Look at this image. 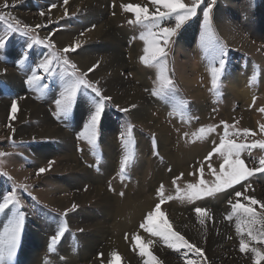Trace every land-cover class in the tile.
<instances>
[{"label":"rangeland","instance_id":"374dc122","mask_svg":"<svg viewBox=\"0 0 264 264\" xmlns=\"http://www.w3.org/2000/svg\"><path fill=\"white\" fill-rule=\"evenodd\" d=\"M104 2L107 4L101 5L100 8L106 12V18L110 25L114 26L116 23L115 27L120 29L114 32L123 43L121 51L113 52L111 59L117 61V58H121L128 61V66H125L127 69H125V74L120 73V76L124 80H129L131 86H139L142 89L148 102L145 106L152 108V111H148L151 120L145 116L134 117L135 106L112 99L106 101L94 146L89 145L85 139L79 138L83 131V125L93 108V100L98 99L94 93L81 89L78 92L74 109L66 119L57 118L54 103L55 99L59 98L63 86L71 82L70 74L73 71L79 76L89 69L80 60L85 57V52L81 50L89 49L93 43L80 44V47L71 53H64L62 49L72 43V37L85 40V34L89 30H93L94 26L84 27L81 22L83 19L76 14L59 17L54 9L64 5V0H7L8 8H0V16L3 17L0 19V38L6 40L5 48L0 50V57H2L0 66L12 72L15 78V82L6 80L5 73L0 72V102L6 103L7 110L6 119L3 120L4 122L0 121V152L5 154L0 156V202H2L4 194H7L12 188H16L20 199V211L25 214L20 244L15 256L20 255L19 252L23 249L24 242L22 240L25 229L33 228L34 231L39 232L44 228L45 234L41 233L44 244L39 247V252L44 247L42 250L43 259L50 261L54 259L52 256H57L61 260L71 261L65 264H110L111 259L106 253V245L114 242V238L118 237L123 225L128 228L123 217L111 222L109 216L102 218L101 222L107 223L106 229L109 232L107 239L102 238L104 244L100 249L99 246L94 245V252L91 251L90 256L86 258L77 256L80 245L77 234L83 232L77 227H81L83 218H77L74 226L71 222L75 215L83 214L90 217L89 222L93 225L92 218L97 216L101 218L102 214L99 212L97 216L92 215L91 211L96 209L93 206L94 201L86 204L75 201L76 197L85 199L86 194L92 193L93 184L88 182L84 186H80L70 180L78 175L82 177L84 170L94 181L106 169L109 177L105 182L102 194L106 193L114 201L119 202V199L126 196L134 198L139 189L147 186L144 192L140 193L144 197L148 194L150 205V208L143 212V218L137 220L134 228L129 229L134 234L128 235V232H125L123 235L122 245L131 257L128 260L120 257L121 260L118 264H131L130 261L134 264H145L147 257L140 255L139 245L133 242V236H139L143 244H147L149 240L152 241L148 250L157 257L159 264H162V261L154 253L155 248L169 258L177 260L180 264H185L186 259H196L194 252H189L187 249L179 251L170 249L159 237L152 236L139 227L146 215L154 210L157 203H160L158 191L161 187H163L165 196V201L161 204V211L169 223H171L170 217L175 212L181 216L183 212L196 216L194 209L204 207L210 212V220L213 216H217L218 221L228 231L230 230L231 233L227 235L226 241L230 242L232 249L239 256L248 260L249 264H253L251 252L241 253L239 251L240 237L235 233V218L228 221L224 219V216L231 212L229 200L235 203L239 199L241 203L247 204L243 197L249 196L264 203L259 198V193H264V172H256L247 180L214 196H206L193 202H188L183 197L187 191V184H198L200 179L205 180L209 185L214 182V176L209 172V165L218 172L222 158L216 153L208 159L206 157L213 148L218 146L220 137L224 133V123L231 126L228 129L230 133H241L239 136H230V139L236 143H264V133L261 132V125H264V112L260 111L261 108H264V93L259 89L261 78L264 77V0H202L198 15L182 25L167 46V74L173 81L175 91L171 97L165 99L151 95V91L157 86L158 68L146 67L139 62V57L144 54L143 48L145 47L140 36L147 31V27L152 26L151 22L137 24L135 15L124 12L121 8L122 4L139 5L148 7L149 12L154 13L156 6L149 3V0H104ZM183 2L190 4L191 0H183ZM4 3L5 0H0V5ZM207 3L213 4L212 21L216 39L226 48L222 81L215 91L211 87V67L219 65L211 60L210 52L205 53L201 48L202 8L207 6ZM51 5H56V7H51ZM163 10L161 9V11ZM42 12L43 16L40 15ZM28 15H31L32 19L29 20ZM129 21H133V23H129ZM219 22L233 25L232 27L238 33L235 38H238L239 43L227 41L224 34H228L229 31L227 29L223 31L218 25ZM257 22L261 23L258 27L261 36L254 34ZM161 24L165 27L174 26L175 21L174 18L165 19L161 21ZM15 29H19V31H14ZM25 32L27 34H22ZM119 33H123L125 38H121ZM188 33H190V38L186 40L185 36ZM60 34L62 36H59ZM63 36L67 39L66 43L62 41ZM34 40L47 41L54 47L33 43ZM86 53L90 54L91 52ZM102 55L104 52L97 51L94 58H101ZM193 55L198 57L201 68L203 67L202 75L196 76L194 87L184 84L181 80L186 73L184 70L185 61L188 58L192 59ZM63 57H67L70 63H74L77 68L73 70L63 65L59 59ZM50 59L52 60L53 74L46 76L39 65ZM33 71L44 79L29 85L26 80L31 77ZM228 72L240 75L238 78L241 84L240 89H236L234 86L231 88L238 94L248 89V100H250L248 105H246V100L229 96L228 91L224 88L223 78ZM93 73H89L86 78L96 83L103 96L110 97L107 95V85L104 79ZM139 75H145L146 86L144 88L141 86ZM44 85L47 87L45 88ZM195 85H199L198 88L204 95L199 100L192 96L193 89L197 88ZM13 100L17 102V105L23 100H29L33 105L42 107L51 125L63 136L67 135V138H63L66 143L58 139L61 136L53 138L52 132L48 133L49 129L36 119L18 121L22 113L19 111V105L15 117L10 120ZM177 103L182 104L183 107H177ZM123 109H128V111H122ZM161 123L168 129L164 128L165 131L161 132L159 130L163 128ZM108 124L111 130L104 131ZM129 127L132 129L131 140L130 143L125 144V141L128 140L127 129ZM201 127L206 129L212 127L215 131L201 140L197 138ZM245 129H248L251 134L242 135ZM39 131L46 134V137L38 138L33 135L28 137L36 138L25 139L27 135L20 133L29 132L31 134V132ZM106 134L108 136L105 138ZM122 134H124L123 138ZM162 136H165L167 141H160L159 137ZM154 140L156 142L155 151L153 149ZM194 145L197 148L196 156L188 163L182 162L188 156L186 155L187 151L182 150L181 146L188 148ZM163 149L167 151L163 152ZM62 151L64 153H61ZM71 152L73 157L69 156ZM168 152L172 155L171 163L166 158ZM128 154H131L132 158L127 166L125 178L121 180L120 162ZM262 156H264V150L260 148L246 149L241 153V159L245 161L246 167L249 169L258 168ZM50 161L52 162L50 170L37 176V170L48 168ZM67 164H71L72 167L67 168ZM178 164L183 170L175 169ZM60 183H64L67 191L65 197L69 199V205H64V207L59 206L56 202L57 198H53L55 196L51 193L55 192L54 188ZM177 189L180 190L179 193ZM237 191L242 193L240 198L235 196ZM62 194L57 196L63 197L64 194L63 196ZM168 196L173 199L168 200ZM178 196L181 198H177ZM128 202L131 209L135 211L132 201ZM73 204L76 205L74 209ZM254 207L258 212L260 211L258 206ZM65 213H67L66 216ZM13 216L14 210L0 213V233L5 232ZM35 222L42 226L36 227ZM160 222V217H155L153 220L154 225ZM61 223L66 226L67 231L50 253L48 251L50 239ZM43 224H47V227ZM172 227L175 231L173 225ZM244 238L248 239L247 236ZM185 239L187 238L185 237ZM63 241L65 244L62 243ZM60 246L69 247L66 252L72 250L73 256H67ZM249 246L264 251V244L250 242ZM205 260L207 264H210L205 254L201 258L200 264H204ZM14 264H22V262L18 258ZM111 264H117V262H111Z\"/></svg>","mask_w":264,"mask_h":264},{"label":"snow or ice","instance_id":"6c2138e0","mask_svg":"<svg viewBox=\"0 0 264 264\" xmlns=\"http://www.w3.org/2000/svg\"><path fill=\"white\" fill-rule=\"evenodd\" d=\"M69 0H64V4L67 5ZM153 6H156L154 13H150L148 7H141L139 5H121L124 12L133 13L135 15V23L140 24L143 22H151V27H147V31L142 33L140 39L144 42L145 47L143 48V55L139 57V62L146 67L158 68L156 81L157 86L151 91L153 97H159L160 99H165L171 97L174 93L175 88L172 79L169 78L167 74L166 57H167V46L171 38L176 34L177 30L181 28L187 21L193 19L198 15V9H200L202 0H191L190 4H185L183 0H149ZM7 0L0 8H8ZM51 7H56V5H51ZM161 9H164L161 11ZM213 4L207 3V6L202 8V32H201V48L205 53H211V60L218 63V67H211V87L215 91L219 88L221 82V76L225 68V57L226 48L224 45L220 44L215 36L213 30L212 21ZM41 16L44 13H40ZM65 15H67V10H65ZM174 18V26H162L161 21L165 19ZM0 19H3L0 16ZM133 23V21H129ZM39 27V26H37ZM14 31H19L15 29ZM22 34H27L22 33ZM33 43L44 44L45 47H54V45H49L47 41L34 40ZM6 46V40L0 38V50H3ZM80 47L79 43H74L68 47L62 49L64 53L75 52ZM2 59V57H0ZM62 64L75 70L77 66L74 63H70L67 57L59 58ZM52 60H47L43 64L39 65V68L45 73V75H52L51 68ZM98 65H93L87 72L82 75L77 76L75 71L71 73V82L63 86V90L60 91L59 98L55 99V114L57 118H68L74 109V105L78 99V92L83 90H90L94 93L95 97L98 99L93 100V108L90 110V114L87 118L86 123L83 125V131L80 133L79 138H83L87 141L89 145L94 146L96 144L97 129L101 122L102 114L106 107V101L111 100V97L103 96L100 88L96 86V83L87 79L86 77L89 73L95 71ZM44 79L33 71L31 77L26 80V83L32 85L36 81ZM46 88L47 85H44ZM174 99V97H173ZM177 107L182 108L183 105L177 103ZM18 110V105L15 100L11 103V116L9 119H13ZM122 111L127 112L128 109H123ZM264 112V108L260 109ZM224 133L220 137L218 146L213 148L212 152L208 154L206 159L210 158L214 153L219 154L222 158V163L220 164L219 171L213 169L209 165V172L214 176V182L209 185L205 180L200 179L198 184H187V191L184 193V197L188 202H193L198 199H202L206 196H214L218 193H223L227 189L233 188L235 185L240 184L242 181L247 180L256 172H264V156L259 160V167L254 169H249L246 167L245 161L241 159V153L246 149L260 148L264 150V143H236L234 140L230 139V136H239L241 133L232 132L230 133L228 129L231 127L229 124L224 123ZM215 131L214 128H204L199 129L198 139H204L209 133ZM261 132L264 133V125H261ZM132 129L129 127L127 129L128 140L125 144L130 143ZM251 133L248 129H245L242 133L244 136H248ZM122 134V138H123ZM153 149H156V142L153 141ZM3 152H0V156H4ZM131 154L125 155L124 159L120 162L119 174L121 180L125 178L126 169L131 160ZM52 162H49L48 168H39L36 175H42L48 170H50ZM202 173V169L200 170ZM175 184V180L173 181ZM26 190V188H25ZM179 189L177 192L179 193ZM160 196V203L155 205L153 211H150L143 222L140 224V228L145 232L151 234L152 236L159 237L164 244L173 250L179 251L180 249H187L189 252H194L196 259H186L185 264H200L201 258L204 257V251L193 243H190L183 235L179 232L174 231L172 225L167 219L164 218V213L161 211V204L165 201V196L163 194V187L158 191ZM235 196L240 198L242 193L237 191ZM181 198V197H177ZM168 200L173 199V197L168 196ZM243 199L247 201V204L241 203L239 199L235 203L231 200L228 201L231 208V212L224 216L225 220L231 221L235 218V232L239 239V251L241 253L251 252L253 254V264H261L264 261V251L258 250L256 247H250L251 243L264 244V203H261L257 199L249 196H244ZM258 206L260 211L256 210ZM73 209L76 207L75 204L72 205ZM6 210H14V216L10 221V225L5 229L4 233H0V264H12L16 251L19 245L20 234L25 220V214L20 211V199L17 195V189L12 188L7 194L2 197V202H0V213H5ZM194 212L197 217V222L203 228L206 219H211V215L208 209L204 207H196ZM67 213H65V216ZM155 217H160L159 224H153ZM67 231L66 226L61 223L58 230L51 237L48 246V251L51 253L53 247L58 241L62 239ZM247 236V240L244 238ZM133 242L139 245V252L141 256L147 257L145 264H159L156 256H154L148 249L152 241L149 240L147 244L141 243V238L139 236H133ZM120 261V256L113 252L111 253V262ZM110 262V264H111ZM207 264V261H204Z\"/></svg>","mask_w":264,"mask_h":264},{"label":"bare ground","instance_id":"6f19581e","mask_svg":"<svg viewBox=\"0 0 264 264\" xmlns=\"http://www.w3.org/2000/svg\"><path fill=\"white\" fill-rule=\"evenodd\" d=\"M104 4H107V2H104V0H69L67 5L65 4L61 5L55 8L54 11L59 14V17H61L65 15V10H67V14L79 15V17L83 19L81 22L82 25H84V27L91 25L94 26L93 30H89L85 34L86 35L85 40H82L83 38H79V37H72V38L70 37L72 43L69 44V46L74 43H79V44H85L86 42L93 43L89 49L85 48L84 50H81L85 52V57L84 58L82 57V59H80L83 61L82 64L85 65L86 68L88 67L90 68L93 65H98V67H96L93 74L95 76H100L101 79H104V82L107 85L106 86L108 92L107 95L110 96L112 100L118 102H124L126 105L135 106L136 109L133 113L134 117L145 116L148 120H151L148 111H152V108H148L147 106H145L146 104H148V102L142 92V89H140L139 86L137 87L131 86L130 85L131 82L129 80L128 81L124 80L120 76V73L125 72V69L129 64L128 61L123 60L121 58L118 59L117 57H115L117 58V61L111 59L113 52L121 51L123 43L120 41L118 37H116L115 35L116 32H114L115 30L119 31L120 29H117L115 27L116 23H114V26L110 25L108 19L106 18V12L100 8V6ZM28 17H30L29 20L32 19L31 15H28ZM260 24L261 23H258V25L255 27L254 34L256 36L260 35V31L258 30ZM218 25L222 28L223 31H225V29L229 31L228 34H224L226 36L227 41L229 42L232 41V43H239V41L237 40L238 38H235V35H238V33H236V31L232 27L233 25L231 26L226 23L221 24L220 22L218 23ZM119 34H121V38H125V35L123 33H119ZM189 34L190 33H188L187 36H185L186 40L190 38ZM59 36H62V34H60ZM63 38H64L62 40L63 42L67 41L65 36H63ZM97 51L104 52V55H102L101 58H94ZM86 52H91V53L87 54ZM185 62L186 65L184 66V70H186L185 72L187 74L184 73L181 80L183 81L184 84L193 85L194 87V84L196 83L197 80L196 76L202 75L203 67L201 68L199 59L196 55H193L192 59L188 58L187 61ZM0 72L5 73L4 77L6 78V80L15 82V78L12 75V72L2 68L1 66H0ZM239 76L240 75H237L235 73L228 72L223 78L224 88L228 91L229 96H234L236 99L239 100H246L247 103L246 105H248L250 101L248 100L249 90L248 89L244 90L242 93L238 94L234 92L231 88V86H234L236 89H240L241 84L238 79ZM139 79L141 82V86H143L144 88L146 86L145 75H139ZM198 86L199 85H195V87L197 88L193 89L192 91V96H194L196 100H199L202 97H204ZM259 89L260 92L264 93V77L261 78ZM18 105L20 109L19 111L22 112L18 121L36 119L41 125L49 129L48 133L52 132L53 138L54 137L58 138L61 136V138L58 139H61V141L66 143V141L63 138H67V135L63 136L61 132L56 130L51 125V122L45 115V112L42 107L33 105L29 100H23ZM6 114H7L6 103L0 102V121L6 119ZM161 126L163 127L159 129L161 132L165 131V129H168L164 125H162V123ZM109 128L110 125L108 124V126H105L104 131H107ZM20 133L21 134L25 133V135H27L25 139L36 138V137H28L33 135L38 136V138L46 137V134L40 131L31 132V134H29V132L27 133L20 132ZM107 136L108 135L106 134L105 138ZM159 138L160 141H167L165 136ZM181 149L187 151L186 155L188 156V158L182 160V162L184 163L190 162L192 158L195 157L197 154V148L195 147V145L193 147L191 146L188 148L181 146ZM163 150H164L163 152L167 151L166 149ZM61 153H64V151H62ZM69 156L73 157V153L71 152ZM166 158L169 160L170 163L172 162V155L170 152L166 154ZM71 167H72L71 164H67V168H71ZM175 169L176 170L179 169L180 171L183 170L179 164L178 167H176ZM108 177L109 174L106 171V169H104V171L97 176L96 180L92 181L90 179V175L83 170L82 177L78 175L76 176V178L70 180V182L73 181L75 184L80 186H84L88 182H91L93 184V190L91 191L92 193L86 194L85 199L82 197H76L75 201L77 203L84 202L83 204L91 203V201H94L93 206H95L96 209L94 208L93 211H91L92 215L97 216L99 212L102 214L101 218H99L98 216L97 217L92 216L93 217L92 221L94 222L93 225H91L89 222L90 217L83 214L75 215L71 219L72 225L74 226V224L76 223L75 220L77 218H83V224L81 225V227H77L83 230L82 233H80L79 235L77 234L78 236L77 240L80 242L77 256H80L81 258H86L87 256H90L91 251L94 252L95 250L93 248L94 245L96 247L99 246L100 249L101 246L104 244L102 238L107 239V235L109 232L106 229L107 223H103L101 221L103 217L109 216L110 222L115 219H121L123 217L124 222L128 228H126L125 225H123V228H121V230L118 233V237L114 238V242L106 245V253L107 255L110 256V259H111V253L116 252L121 258L128 260L131 256L127 252L126 248L122 245V243L124 242V240H122V237L123 235H125V232H128V235L134 234V232L130 231L129 229L134 228L136 226L137 220L143 218L142 217L144 216L143 212L144 211L146 212L150 208L148 194L145 193L146 197H144L140 193V192H144L147 186H145L142 189H139L137 192L138 194L136 193L137 195L134 198H130L126 196L125 198L123 197L122 199H119V202L114 201L106 193L102 194V191L105 189V182L108 179ZM159 178H161V176H159ZM54 189L55 192L52 191L51 193H53V195L55 196L53 198H57L56 202L59 204V206L64 207V205H69V199L65 197L67 191L64 186V183L58 184ZM60 193H63L64 196L62 194L63 197H60L61 196ZM259 198L260 200L264 201V193H259ZM128 201H132V203L135 205V211L131 209V205ZM111 213L113 214V216ZM170 222L177 230V232L184 235L190 243L195 244L204 251V254L206 258H208V260L210 261V264H249L248 260H245L244 258L239 256L232 249L230 242L226 241L227 235H230L231 232L230 230L228 231L226 227L223 226L218 221L217 216H213L212 220L206 219L203 228L197 222L196 216H193L186 212H183L182 216L179 215L177 212H175L172 215V217H170ZM43 225L47 227V224H43ZM35 226L37 227L42 225L36 224L35 222ZM39 232L34 231L33 228L25 229L24 239L22 240L24 242L23 249L21 250V252H19L20 255L18 254L17 257L16 256L14 257L12 264H14L18 260V258L20 259L22 264H42V263L65 264L66 262H71V261L61 260L57 258V256H52L54 257V259H51L50 261L43 259L42 250L44 249V247L42 248L41 252H39L40 250L39 247L41 246V244H44L42 241L43 237H41V233L45 234L44 228H42ZM62 243L65 244V241H63ZM60 247H62L63 251L67 253V256H71L73 254L72 250L70 252H66V250H68L69 247H65V246H60ZM154 253L157 254L158 258L162 261V264H180L177 260L171 259L167 255H164L162 252L157 251L156 248ZM130 263L134 264L131 261ZM261 264H264V261H261Z\"/></svg>","mask_w":264,"mask_h":264}]
</instances>
